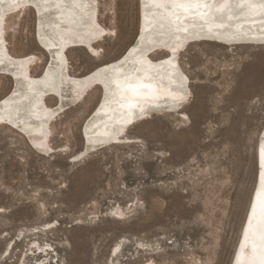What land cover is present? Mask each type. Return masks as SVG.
<instances>
[{
    "label": "rangeland",
    "instance_id": "374dc122",
    "mask_svg": "<svg viewBox=\"0 0 264 264\" xmlns=\"http://www.w3.org/2000/svg\"><path fill=\"white\" fill-rule=\"evenodd\" d=\"M138 1L98 0L97 18L110 33L96 45L97 58L85 49L67 52L70 74L123 54L138 29ZM33 14L9 17L4 35L10 54L36 56L30 71L37 75L48 53L34 38ZM178 60L191 94L185 116L136 122L127 127L129 142L96 148L76 162L99 86L49 124L50 154L0 127V264H35L42 254L30 252L33 242L52 246V264L231 263L256 181L264 46L202 41ZM10 78L0 75V98ZM48 224L54 227L43 232Z\"/></svg>",
    "mask_w": 264,
    "mask_h": 264
},
{
    "label": "bare ground",
    "instance_id": "6f19581e",
    "mask_svg": "<svg viewBox=\"0 0 264 264\" xmlns=\"http://www.w3.org/2000/svg\"><path fill=\"white\" fill-rule=\"evenodd\" d=\"M138 2L137 41L116 59L83 75H72L67 52L85 49L97 58L100 49L96 45L110 33L97 18L98 0H0V75L12 78L11 89L0 98V127L15 130L30 146L50 154L49 124L59 112L78 106L88 90L99 86L98 104L81 126L83 149L72 161L76 162L96 148L129 142L126 132L136 122L154 115L185 116L182 111L191 94L178 59L189 45L207 41L229 47L264 46V0ZM28 10L34 13V38L48 53L37 75L30 71L36 56L10 54L4 35L7 19ZM156 54L164 55L154 58ZM48 98L55 101L53 106L47 104ZM255 180L230 264H264V128ZM122 210L118 208L117 218L123 216ZM4 211L0 206V213ZM53 227L48 224L41 230ZM33 247L42 254L35 264L54 262L51 245L33 242L31 253ZM117 254L118 248H114L111 255ZM19 264H25V259Z\"/></svg>",
    "mask_w": 264,
    "mask_h": 264
},
{
    "label": "water",
    "instance_id": "95a60500",
    "mask_svg": "<svg viewBox=\"0 0 264 264\" xmlns=\"http://www.w3.org/2000/svg\"><path fill=\"white\" fill-rule=\"evenodd\" d=\"M139 34H140V29H138L137 32H136V35L135 36H137V38L135 40L133 39L134 43L137 41Z\"/></svg>",
    "mask_w": 264,
    "mask_h": 264
}]
</instances>
